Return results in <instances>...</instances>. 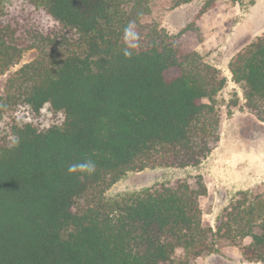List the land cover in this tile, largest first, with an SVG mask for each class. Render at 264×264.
Segmentation results:
<instances>
[{"label": "trees", "instance_id": "16d2710c", "mask_svg": "<svg viewBox=\"0 0 264 264\" xmlns=\"http://www.w3.org/2000/svg\"><path fill=\"white\" fill-rule=\"evenodd\" d=\"M193 1L0 0V76L38 54L7 79L0 118L47 106L66 117L43 130L14 121L0 140V264H195L225 247L264 264V195L238 193L215 227L202 178L105 198L130 172L198 168L221 141L227 79L185 43L196 22L177 34L159 22ZM129 23L139 39L126 57ZM229 70L264 124V33ZM86 161L94 172L68 173Z\"/></svg>", "mask_w": 264, "mask_h": 264}, {"label": "rangeland", "instance_id": "374dc122", "mask_svg": "<svg viewBox=\"0 0 264 264\" xmlns=\"http://www.w3.org/2000/svg\"><path fill=\"white\" fill-rule=\"evenodd\" d=\"M204 10L200 18L199 13ZM161 26L177 34L196 22L200 35L189 33L185 43L204 60L222 71L227 84L217 96L221 112L222 137L211 155L198 168H158L127 173L105 195L107 201L121 200L162 184L188 181L193 187L202 178L208 194L201 198L204 222L215 227L219 214L240 192L264 195V124L245 108L244 88L233 82L229 70L232 58L264 33V0H194L159 17ZM200 39H203L200 42ZM37 52L24 55L21 62L0 76V95L7 79L34 61ZM65 114L49 106L34 114L28 108L0 118V140L8 135L14 121L32 123L39 129L62 126ZM261 139V140H260ZM259 232V231H257ZM251 238L244 244H250ZM195 264H263L243 259L237 247H225L219 254L198 259Z\"/></svg>", "mask_w": 264, "mask_h": 264}, {"label": "clouds", "instance_id": "9594fccd", "mask_svg": "<svg viewBox=\"0 0 264 264\" xmlns=\"http://www.w3.org/2000/svg\"><path fill=\"white\" fill-rule=\"evenodd\" d=\"M138 34L135 31V25L133 23H129L124 31H123V40L125 42V48L123 54L126 57H130L132 55V50L137 47L138 42ZM18 139L14 142L15 146L18 144ZM69 174L81 173V174H91L95 170V164L91 161L81 162L77 164H72L68 167Z\"/></svg>", "mask_w": 264, "mask_h": 264}, {"label": "bare ground", "instance_id": "6f19581e", "mask_svg": "<svg viewBox=\"0 0 264 264\" xmlns=\"http://www.w3.org/2000/svg\"><path fill=\"white\" fill-rule=\"evenodd\" d=\"M261 140V139H260Z\"/></svg>", "mask_w": 264, "mask_h": 264}]
</instances>
